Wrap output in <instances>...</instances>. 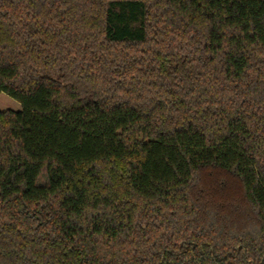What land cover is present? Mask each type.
<instances>
[{
  "label": "trees",
  "instance_id": "1",
  "mask_svg": "<svg viewBox=\"0 0 264 264\" xmlns=\"http://www.w3.org/2000/svg\"><path fill=\"white\" fill-rule=\"evenodd\" d=\"M0 264H264V0H0Z\"/></svg>",
  "mask_w": 264,
  "mask_h": 264
},
{
  "label": "rangeland",
  "instance_id": "2",
  "mask_svg": "<svg viewBox=\"0 0 264 264\" xmlns=\"http://www.w3.org/2000/svg\"><path fill=\"white\" fill-rule=\"evenodd\" d=\"M22 110V106L17 101L13 100L9 96L0 92V112L14 111L19 112Z\"/></svg>",
  "mask_w": 264,
  "mask_h": 264
}]
</instances>
